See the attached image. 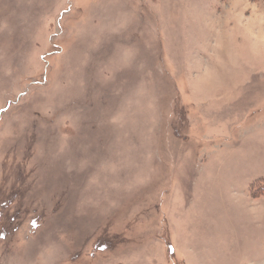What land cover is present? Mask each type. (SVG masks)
<instances>
[{"label":"rangeland","instance_id":"obj_1","mask_svg":"<svg viewBox=\"0 0 264 264\" xmlns=\"http://www.w3.org/2000/svg\"><path fill=\"white\" fill-rule=\"evenodd\" d=\"M261 179L264 0H0V264H264Z\"/></svg>","mask_w":264,"mask_h":264},{"label":"trees","instance_id":"obj_2","mask_svg":"<svg viewBox=\"0 0 264 264\" xmlns=\"http://www.w3.org/2000/svg\"><path fill=\"white\" fill-rule=\"evenodd\" d=\"M258 181H260V180H258ZM260 182H262V184H257V191L259 190L260 187H262V191L264 192V180L261 179Z\"/></svg>","mask_w":264,"mask_h":264}]
</instances>
